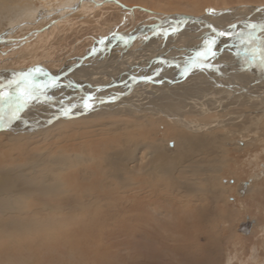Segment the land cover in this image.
I'll return each mask as SVG.
<instances>
[{
    "label": "rangeland",
    "instance_id": "1",
    "mask_svg": "<svg viewBox=\"0 0 264 264\" xmlns=\"http://www.w3.org/2000/svg\"><path fill=\"white\" fill-rule=\"evenodd\" d=\"M67 1H51L60 11L49 22L40 20L38 26L26 23L21 27L17 35L20 38L14 37L11 44L6 43L7 47L0 51V70L18 71L24 65L42 62L45 70L53 71L67 64L93 62L105 50L104 38L122 36L144 23L155 26L165 13L202 14L209 9L223 8H232L233 13L247 4L264 6V0H96L98 4L91 0ZM67 3L70 9H64ZM240 18L231 16L233 22L241 21ZM183 30L178 34L180 39H166L164 44L167 47L174 44L171 49L175 44L178 47L193 45L197 49L211 34L209 28ZM258 35L264 36V32ZM143 38L137 36L130 47L125 46L141 52ZM1 41L0 45H5ZM92 46L94 50H90ZM122 47L108 49V57ZM167 50L165 55L172 53ZM206 77L203 76L205 81H194L210 98L202 95L206 97L202 100V96L188 94L187 98L198 101L197 106L189 108L194 112L186 116L188 120L208 121L210 117L213 120L218 114L242 108L247 115L251 114L252 108L242 104L249 101L247 95L238 92L237 96H230L228 89L225 92V87L216 88L214 81ZM235 84L229 87L244 88L243 84ZM170 99L176 100L173 111L182 112L185 95ZM152 104L154 102L149 101L150 107L142 106V111L137 110L136 105H122V112L106 108L94 113L93 110L83 112L77 117L61 116L47 127L30 132L0 131V173L14 186V190L0 195L1 221H6L0 225V264H264V176L260 166L264 162V133L254 136L246 131L241 133L236 127L228 130L229 119L223 115L221 126L216 125L212 133L216 140L214 147L221 156L210 155L201 163L190 160L183 164L187 169H184L187 173L184 178L191 190L159 189L151 186L152 181L146 174L149 167L128 158L134 150L131 140L136 134L145 141L161 143L166 149L169 146L164 149L168 154L178 151L176 147L171 148L173 141H168L173 139L170 125L177 127L175 123L179 121L170 120L172 124H168V119H163L160 122L166 126L158 124ZM202 104L208 105L207 108L199 109ZM220 105H227V109L218 110ZM127 107L135 109L130 112ZM91 112L93 114L88 116ZM26 120L33 125L31 118ZM147 121L152 127L145 126ZM236 139L246 141L243 149L232 147L231 142ZM108 155L121 157L123 169L119 171L108 165L104 161ZM202 178L216 181L224 198L215 201L207 195L210 199L201 202L206 196L201 190L206 184ZM246 180L250 183L245 192H240L237 186ZM46 203L58 209L44 208ZM200 204L209 209L206 218L196 212L195 207ZM5 211L10 213L4 214ZM187 211L191 213L188 215ZM186 214L190 218L185 222ZM25 215L28 220L22 226L8 223L12 218ZM247 219L253 220V225L248 234H243L239 230L240 223ZM197 252L199 257L195 255Z\"/></svg>",
    "mask_w": 264,
    "mask_h": 264
},
{
    "label": "bare ground",
    "instance_id": "2",
    "mask_svg": "<svg viewBox=\"0 0 264 264\" xmlns=\"http://www.w3.org/2000/svg\"><path fill=\"white\" fill-rule=\"evenodd\" d=\"M51 1H55V0H42V1L40 0L38 3L34 2V0H0V24L2 25V27L0 26V37H3L5 40L8 41L9 44H11L12 42L11 40L18 35L21 27L24 26L26 23L37 25L39 23L38 21L40 20L42 21L46 20L49 22L51 19L55 17V13L60 11L59 8L57 9L55 6H53L54 3ZM91 1L97 3L96 0H91ZM66 2L68 1L66 0ZM48 4L49 5L53 4V5L49 6ZM64 5H65L64 9L66 8L70 9L69 8L70 3L64 4ZM85 6H84V9H85ZM242 8L243 9L234 11L233 13L231 12L232 8H223V9L215 10L216 14H213L209 11H207L206 13H202V14L181 13V14H185L188 16L200 18L199 20H196L195 22H190L189 24H187L184 27V29L186 28L191 29L192 27L206 29L208 28L207 25L211 24L213 28L217 30H228V26L230 24L235 23L237 25V30H239L243 26V22L245 20L252 22V23H257V24L264 22V11L260 10V9H264V6L247 4L243 6ZM227 9H231V11H225ZM68 13L69 12H67L66 15H68ZM165 14L174 15L176 13H165ZM249 14H251V16ZM233 15L238 18L241 17L240 18L241 21L233 22V20L231 19V16L233 17ZM229 19L231 20V22ZM36 30L38 31L39 29H36ZM153 30H154V25L150 26L144 23V24L138 25L137 28H135L133 31L125 33L122 36L121 35H117V36L111 35L109 37L104 38V41H105L103 44L105 46L104 52L102 51L103 53L101 54V56H99L97 60L93 62L90 61V63L77 65L78 63L77 62L74 65L69 66V64H67V66L65 67L50 71V70H45L43 68L44 66H42L43 65L42 62H39V63L35 62L33 65H30V66L24 65L22 68L18 69V71L16 70V71L6 72L3 70H0V81H4L10 78L14 73L30 70L31 68L35 66L42 67L48 73V75H37L36 78L38 80L46 81L51 76H55L59 78L58 86L55 88H49L47 90L48 96L51 97L52 99L47 102H43V98L41 99V101H34L27 109L23 111L21 120L15 121L13 123V126L10 128V130L17 131L18 133H22L24 131L30 132L36 129L41 130L47 127L48 123L49 124L53 123L55 120L61 118L62 116L60 115L61 107L68 106L69 104L77 105V107L73 109V112L70 116L77 117L78 115H80V113L82 116V113L84 111L80 107V102H81V99L87 96L89 93H91L94 97L102 98L105 100V103H102V104L97 103L95 105V107L93 108V111L91 110L93 113L96 111L99 112L106 108H114L115 110L117 109L118 112H122L123 111L122 105H127V106L136 105L137 110L142 111V106L144 108L146 106L150 107L148 104H149V101H151V103L154 102V104H152L153 109L152 108L151 109L153 110L152 112L156 113L155 118H156V121H158V124L162 123L160 121L163 119H166V120L168 119L166 122L168 124L169 123L172 124L170 120L176 121V122L179 121V123H177L179 125L175 123V125L178 128L175 127L174 125H170L171 127L170 131L172 132H169V133H171V135L173 136V139L168 141V142L173 141V145H171V148L175 149L176 147L178 151L176 150L177 151L176 153L168 154L164 151V149L166 148H164V146L161 143H157L153 141L152 142L145 141L144 139L139 138L138 134H136V136L138 137L132 136L133 139L131 140L132 145L135 146L133 148L134 149L133 151H138V152L140 150L142 151L139 152V154L137 153L132 154L133 153L132 151V153L130 154V157L128 158L133 163L137 162L141 166L149 167L146 174H148L147 176H148L149 181H152L151 186H155L159 189L166 188L167 190H177L179 188L180 190H185V191H188V189L191 190L190 186L187 184L185 180L186 177L184 178V175L187 174L184 172V169H186V166H184L185 165L184 163L188 161L190 162V160L195 163H201L202 160L206 159L207 156L209 157L211 155L215 158H218L221 156L219 155L218 150H216V148L214 147V142L216 140L212 133L216 131L215 130L216 125L221 126L223 115L226 116L225 119H229L228 122L226 123V127L228 128V130L236 127L240 130V131L238 130L239 132L242 133L246 131L247 133L252 134L254 136L258 135L259 132L264 133V71L258 68H248L245 70L244 67L242 66L243 61L241 60L240 57L235 55V49L226 47L229 44H235L236 43L235 39H230L229 37H220L218 39L217 46H216L220 51L215 61V63L220 66V71H211V70L201 71L197 69V70H194L192 73H190L187 78H182L180 76V69L176 67V64L181 63L182 58H184L186 54L194 53V49H196L195 46L193 47V45H190L186 47H178V44H175L176 47H173V49H171L172 48L171 46H174V44L167 47L164 44V40L166 39L171 40V41L173 39L178 40L180 39L179 35L164 37L162 35H155ZM183 31L181 33H183ZM43 35L45 36V34ZM209 35L211 34L209 33ZM137 36L144 37L143 39L147 37V39L144 40V43L142 42L143 44H141L143 46L142 50H144V52H142V50L141 52L140 50L138 51H135L134 49L129 50L130 49L129 47L132 44V41ZM25 37L26 35L24 36V38ZM37 37L38 35L36 36V38ZM0 40H2L1 42H3L2 38ZM27 43H29V41ZM43 44L42 46H44ZM118 45H122L123 47L119 49L118 51L114 50L115 52L113 51L112 54L111 55L109 54V57H108V53H109L108 49L110 48L112 49L113 47H116ZM125 45L129 47H126ZM3 46L4 45L1 44L0 49L3 48ZM167 49L172 50V53L170 52L169 55H165V53L168 52ZM26 51H28L27 48H26ZM163 56L165 57V59L163 58ZM167 63H169V66ZM4 66H2L3 69H5ZM174 67H176L175 70L173 69ZM99 73L100 75H98ZM105 74L106 76L105 78H103ZM133 76H136L138 78L149 76V77H152V79L151 80L138 79L134 83L131 79V77ZM203 76H208L206 77L208 78L206 80L214 81V86L216 88L220 86L225 87L226 88L225 92L228 89L227 94H230V96L231 94L235 95V93H238V92L243 93L242 96L247 95L248 97L247 98L245 97V98L249 101L243 102L242 104L248 105V107L252 108V111L254 112L251 111L250 112L251 114L247 115L246 112L243 111L244 109L241 107L243 110L236 109L235 111H231V113L224 112V114H218V115L216 114L217 118L213 119L214 121L211 119L212 117L209 118L212 121L210 120L204 121L203 119L201 120L198 119V121L196 122L197 120L196 119L194 122H192V120H188L186 116L188 115L190 117V113L194 112V111H190L189 108L191 109L194 108L198 101L194 98L193 99L187 98L186 96L190 94L191 96H196V97H201L202 95L208 97L207 93L206 94L202 93L204 91L201 88L202 86L201 85L199 86V84H197L198 82L194 81V79H196L197 81H205ZM232 83L234 84L239 83V85L243 84L244 88L242 89L233 88L232 89L229 87ZM210 90L212 89L210 88ZM212 94L210 92L209 95L211 96ZM151 95L153 96L150 97ZM183 95H185V100H186L184 102L182 101L183 106L181 107V109L183 108V111L181 112L179 110L180 113H176L172 109L173 108L172 106H177L175 103L176 100L174 101V99L172 100L170 99V97L180 98ZM112 96H117L118 98L115 100L109 99ZM249 96L251 98L254 97L256 99L254 101L256 102L254 101L252 102L249 99L250 98ZM205 99L206 97L202 96V100H205ZM204 105L205 104H202L198 106V108L199 109H202V108L205 109V107L207 108L208 105H205V106ZM226 107L227 105L226 106L220 105L217 108L218 110H224V109H227ZM134 109L135 108H131V107L128 108L129 111L130 110L134 111ZM256 109L257 111H255ZM92 112L88 113L87 115L88 116L92 115L93 114ZM43 113H47V114L43 115ZM141 113L143 114L144 112H141ZM195 115H197V113ZM142 117L144 118L143 115ZM30 118L33 120L32 126H30V123H28V121L26 120ZM38 118H40V120H38ZM173 118H176L178 120H175ZM260 122H263V125H260ZM19 124L21 125L19 126ZM150 125L151 124H149L148 121L145 124V126L147 127H152ZM162 126L164 127L166 126V124L162 123ZM117 127L118 129L120 128L119 126ZM0 131H3V130H0ZM215 133L217 134V132ZM242 141H243V144H239L235 140L234 142H231V145L233 148H236L237 150L243 149L246 145V141L243 139ZM119 152L118 154H120ZM104 161L108 165L112 166L113 168L115 167L119 168V169L116 168L119 171L122 170L123 167L125 166V165L122 166L123 161L121 157H115V156L108 155V157H106ZM260 166H262L263 168L261 172L263 173V176H264V162L261 163ZM190 171H187V172L190 173ZM237 178L238 177H236V179ZM203 180L206 182V184L202 185L201 190L203 191L202 194L206 196L203 199H201V202L202 200L210 199V198H206L207 195L211 196V198L215 201L221 199V197L224 198L223 197L224 194H222V190L219 189L220 185L216 183V181H210L207 178H204ZM203 180L202 182H204ZM214 180H218V179H214ZM217 182H219V180ZM249 183L250 181H248V184ZM6 184L8 187L6 186ZM12 189L14 190V186H12L9 182H7V177H4L3 173L2 174L0 173V195L9 193V191H12ZM210 202L212 203L213 201H210ZM45 207H51L54 209H58L55 205L50 206L47 203L44 205V208ZM195 209H196L197 214L205 215V218L207 217V212L209 210L207 209V207H203L202 204H200L199 206H196ZM34 211L30 213H32L33 215ZM9 213L10 212L8 211L4 212V214H9ZM189 213H191V211ZM189 213L187 211L188 215ZM187 214L184 215L183 220L185 222L190 218L189 216H187ZM1 217L2 216H0V225H2V223H6V221H1ZM26 217L27 215L17 216V218H12V221L8 223L13 224V225L18 224L19 226H22L25 224L26 220H28ZM19 219H22V221H20ZM14 222H16V224H14ZM5 230L8 231V228ZM201 249H204V248H201ZM195 255L199 257L198 252Z\"/></svg>",
    "mask_w": 264,
    "mask_h": 264
},
{
    "label": "snow or ice",
    "instance_id": "3",
    "mask_svg": "<svg viewBox=\"0 0 264 264\" xmlns=\"http://www.w3.org/2000/svg\"><path fill=\"white\" fill-rule=\"evenodd\" d=\"M74 7H78V5ZM260 10L264 11V9ZM208 11L216 14L213 9ZM225 11H231V9ZM199 19V17L181 13L165 14L159 18L160 22L154 26L153 31L155 35L164 37L176 36L187 24ZM207 27L210 29L211 35L202 40L201 46L195 49L194 53L186 54L182 58V62L176 64L182 78H187L197 69L220 71V66L215 63L220 51L216 47L220 37L235 39V44H229L226 47L235 49V55L241 58L245 70L258 68L264 71V36L258 35V32H264V22L257 24L245 20L239 30L235 23L230 24L228 30H217L211 24H208ZM37 75H48V73L42 67L35 66L27 71L14 73L10 78L0 81V130L10 129L15 121L21 120L23 111L34 101H41L43 98V102H47L52 99L48 96L47 90L57 87L59 78L51 76L48 80L41 81L36 78ZM131 79L135 83L138 79L151 80L152 77L133 76ZM117 98V96H112L109 99ZM97 103H105V100L89 93L81 99L80 107L84 112H88L93 110ZM76 107V104L62 106L60 115L68 117Z\"/></svg>",
    "mask_w": 264,
    "mask_h": 264
},
{
    "label": "water",
    "instance_id": "4",
    "mask_svg": "<svg viewBox=\"0 0 264 264\" xmlns=\"http://www.w3.org/2000/svg\"><path fill=\"white\" fill-rule=\"evenodd\" d=\"M90 50H94V46H92V47L90 48ZM90 50H88V52H89ZM88 52H87V53H88ZM71 68H73V67H71ZM46 79H47V78H46ZM236 141H237L239 144H243V141H242V140L236 139ZM252 225H253V220H250V219H249V221H248V219H247V222H242V223H240V228H239V230H240L243 234H248V233L250 232L251 228H252Z\"/></svg>",
    "mask_w": 264,
    "mask_h": 264
},
{
    "label": "crops",
    "instance_id": "5",
    "mask_svg": "<svg viewBox=\"0 0 264 264\" xmlns=\"http://www.w3.org/2000/svg\"><path fill=\"white\" fill-rule=\"evenodd\" d=\"M0 26L2 27V25L0 24ZM14 37V36H13ZM2 43H4L5 45L3 46V48L4 47H6V45L8 44V41L7 40H5V42H2ZM7 43V44H6ZM2 49V48H1ZM0 49V50H1ZM247 185H248V180H246V181H244V182H242L241 184H238V190L240 191V192H245V190H246V187H247ZM243 186V187H242Z\"/></svg>",
    "mask_w": 264,
    "mask_h": 264
}]
</instances>
